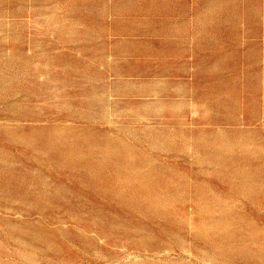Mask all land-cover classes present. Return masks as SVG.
<instances>
[{"label":"rangeland","instance_id":"rangeland-1","mask_svg":"<svg viewBox=\"0 0 264 264\" xmlns=\"http://www.w3.org/2000/svg\"><path fill=\"white\" fill-rule=\"evenodd\" d=\"M0 264H264V0H0Z\"/></svg>","mask_w":264,"mask_h":264}]
</instances>
